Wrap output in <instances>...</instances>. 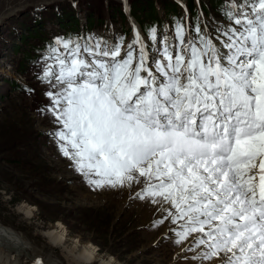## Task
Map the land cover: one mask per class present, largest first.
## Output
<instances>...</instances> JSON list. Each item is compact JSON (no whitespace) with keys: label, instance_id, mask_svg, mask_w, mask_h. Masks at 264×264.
I'll return each mask as SVG.
<instances>
[{"label":"snow or ice","instance_id":"snow-or-ice-1","mask_svg":"<svg viewBox=\"0 0 264 264\" xmlns=\"http://www.w3.org/2000/svg\"><path fill=\"white\" fill-rule=\"evenodd\" d=\"M227 17L215 41L177 21L156 53L135 26L127 44L56 37L37 79L90 185H141L201 264H264V0H230Z\"/></svg>","mask_w":264,"mask_h":264},{"label":"rangeland","instance_id":"rangeland-1","mask_svg":"<svg viewBox=\"0 0 264 264\" xmlns=\"http://www.w3.org/2000/svg\"><path fill=\"white\" fill-rule=\"evenodd\" d=\"M133 1L128 4L120 0H77L79 7L71 10L77 18L68 21L62 17L63 9L60 10L63 6L69 8L68 0H0V225L20 233L35 252L46 253L55 264L69 263L62 249L50 246L42 231L59 221L67 225L71 238L80 235L84 241H92L127 264H186L195 255H187L185 263L175 261L177 246L167 234L175 224L169 220L158 223L164 213L159 212V205L137 198L141 185L97 189L75 169L51 134L59 125L46 110L50 105L45 95L48 85L37 79L44 64L51 62L44 57L56 37L73 41L79 38L81 43L89 37L102 38L110 44L122 39L126 44L135 24L151 53L162 49L165 38L174 44V31L166 20L172 25L179 21L182 13L178 6L167 2V19L161 21L151 16V22L144 9L139 8L142 0ZM157 2L162 0L153 4L159 15L164 16V4ZM201 2L202 10L209 6L196 18L206 26L201 33L210 37L221 35L224 25L230 22L224 18L229 10L223 12L220 4L230 3ZM54 4H58L60 13L53 11ZM41 5L50 7L45 13L52 18L45 22L43 13H36L41 17L36 20L30 13ZM130 5L135 16L123 13L124 6ZM80 7L91 10L92 18L88 20L80 13L85 12ZM141 20L146 22L144 30L148 35L141 30L138 23ZM33 26L36 28L29 30ZM153 27L157 30V40L150 44ZM25 205L34 208L31 215L19 209Z\"/></svg>","mask_w":264,"mask_h":264},{"label":"bare ground","instance_id":"bare-ground-1","mask_svg":"<svg viewBox=\"0 0 264 264\" xmlns=\"http://www.w3.org/2000/svg\"><path fill=\"white\" fill-rule=\"evenodd\" d=\"M19 209L29 215H31L34 210L33 207L26 205ZM176 227V225H172V227L169 228L171 232H169L168 229L167 234L177 246L174 247L175 255L173 258L175 261L180 260L179 263H185V257L187 255L191 256V254L195 252L189 250L192 245L188 242L184 244L176 243V236L174 231H172V229ZM44 229L42 235L47 238L50 246L52 245L54 248L60 247V250L62 249V255L69 264H127L119 260L118 257L112 255L109 251L101 250L92 241H84L80 235L74 238L72 237V240L70 231L63 222L59 221L51 225V227ZM164 231L165 228L163 229V233ZM5 239L7 243H5ZM40 253L42 252H35L34 249L23 240L20 233H17L11 227L0 225V264H34L36 260L41 261V264H55L46 253ZM187 263L201 264L199 260H194L192 258L189 259Z\"/></svg>","mask_w":264,"mask_h":264},{"label":"trees","instance_id":"trees-1","mask_svg":"<svg viewBox=\"0 0 264 264\" xmlns=\"http://www.w3.org/2000/svg\"><path fill=\"white\" fill-rule=\"evenodd\" d=\"M69 2H68V4L71 6H68L69 8H66V6H63L61 9H64L63 10V16L62 17H67V18H69L71 15H72V13H71V10H72V7H79V6H77V0H68ZM133 1V0H132ZM154 1L155 0H142V1H139L140 3H141V6H139V8H141L143 5H145V7H143V9H144V12H152L154 9V7H153V3H154ZM163 1V0H162ZM134 2V1H133ZM163 3H164V1H163ZM66 8V9H65ZM79 9H81V10H85V13L88 15V16H92L93 14H92V11L91 10H87V9H83L82 7H80ZM91 9V8H90ZM50 9H46L44 12H43V15H44V20H43V22H45V20L47 19V18H52V17H50V16H47L48 14L47 13H45V12H48ZM65 10H68V11H70L69 13H65L64 11ZM53 11H55V10H53ZM31 13V12H30ZM30 15V14H29ZM29 15H28V18H29ZM31 15H32V18H34V20H36V18L33 16V14L31 13ZM31 22V21H30ZM22 25V27H23V24H21ZM25 25V24H24ZM28 25V24H27ZM36 28V26H33V27H30L29 28V30H33V29H35Z\"/></svg>","mask_w":264,"mask_h":264}]
</instances>
